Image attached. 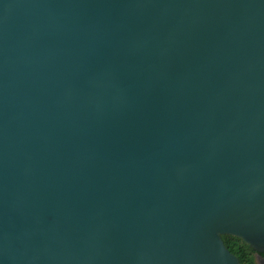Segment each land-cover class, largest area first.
<instances>
[{
	"label": "water",
	"instance_id": "obj_1",
	"mask_svg": "<svg viewBox=\"0 0 264 264\" xmlns=\"http://www.w3.org/2000/svg\"><path fill=\"white\" fill-rule=\"evenodd\" d=\"M264 253V0H0V264Z\"/></svg>",
	"mask_w": 264,
	"mask_h": 264
},
{
	"label": "trees",
	"instance_id": "obj_2",
	"mask_svg": "<svg viewBox=\"0 0 264 264\" xmlns=\"http://www.w3.org/2000/svg\"><path fill=\"white\" fill-rule=\"evenodd\" d=\"M221 238L227 250L237 257L240 264H256L254 257L256 252L244 244L239 238L228 235H223ZM261 255H264V253Z\"/></svg>",
	"mask_w": 264,
	"mask_h": 264
},
{
	"label": "flooded vegetation",
	"instance_id": "obj_3",
	"mask_svg": "<svg viewBox=\"0 0 264 264\" xmlns=\"http://www.w3.org/2000/svg\"><path fill=\"white\" fill-rule=\"evenodd\" d=\"M254 257H255V262H256V258H257L258 260L261 261L262 264H264V255H261V254L259 255L256 253Z\"/></svg>",
	"mask_w": 264,
	"mask_h": 264
},
{
	"label": "rangeland",
	"instance_id": "obj_4",
	"mask_svg": "<svg viewBox=\"0 0 264 264\" xmlns=\"http://www.w3.org/2000/svg\"><path fill=\"white\" fill-rule=\"evenodd\" d=\"M256 264H262L260 260L256 258Z\"/></svg>",
	"mask_w": 264,
	"mask_h": 264
}]
</instances>
